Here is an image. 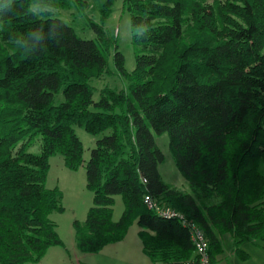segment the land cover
I'll use <instances>...</instances> for the list:
<instances>
[{
	"label": "trees",
	"instance_id": "obj_1",
	"mask_svg": "<svg viewBox=\"0 0 264 264\" xmlns=\"http://www.w3.org/2000/svg\"><path fill=\"white\" fill-rule=\"evenodd\" d=\"M54 2L0 0V264L39 262L63 245L51 218L62 193L45 185L56 153L69 169L84 164L92 192L85 219L72 222L83 253L122 240L136 220L152 262L192 259L188 229L148 209L145 194L202 228L213 264L222 234L243 259L242 243L264 247V0H124L145 48L131 71L101 26L82 38L31 9ZM111 53L126 88L103 87L95 100L90 80ZM75 126L104 133L86 160ZM164 132L189 192L158 170L154 134ZM35 136L39 153L28 150ZM116 194L124 208L114 220Z\"/></svg>",
	"mask_w": 264,
	"mask_h": 264
},
{
	"label": "rangeland",
	"instance_id": "obj_2",
	"mask_svg": "<svg viewBox=\"0 0 264 264\" xmlns=\"http://www.w3.org/2000/svg\"><path fill=\"white\" fill-rule=\"evenodd\" d=\"M110 1L112 0H55L54 4L31 5V9L39 17L47 14L63 20L82 38H97L92 28L94 24L101 26L105 31L107 43H116L117 49L124 56L125 69L131 71L135 66V55L144 51L145 48L141 44L133 42L130 21L131 12L124 5V0H113V4L110 5L111 8L108 10ZM206 2H212V0H206ZM8 49L10 51L11 47L8 46ZM113 50L111 49L110 52H114ZM90 83L94 90L93 99L95 100L98 99L99 92L103 87L117 90L126 88V81L115 70L112 53L108 57V69L99 76L92 78ZM61 99L62 96L59 93L56 96V100L59 101ZM75 131L83 147V159L86 160L96 140L104 133L92 134L80 126H75ZM154 138L164 156L163 161L158 165L162 179L180 190L189 192L188 183L177 169L173 154L169 149L167 133L154 134ZM40 142L41 138L39 136L33 137L28 150L33 153H39ZM49 164L45 185L48 188L57 187L62 193L61 203L63 209L54 211L51 214V218L56 222L59 238L63 242V248L61 249L65 251L67 257L64 264L90 262L82 258L83 252L76 248L72 226L74 219L83 221L90 206L93 205L92 192L86 186L84 164H81L76 169H69L59 153L50 156ZM123 208L124 204L121 195H114L112 211L114 220L120 217ZM138 229L139 226L136 220H133L126 233L130 245H133V239L139 241L137 237ZM224 235L231 237L229 233ZM247 243V249L244 250L251 254L249 260L228 257L224 259L222 264H264V247H257L250 241H247ZM128 246L123 249H127ZM225 246L226 250H228L227 243H225ZM146 259L148 261V258Z\"/></svg>",
	"mask_w": 264,
	"mask_h": 264
},
{
	"label": "crops",
	"instance_id": "obj_3",
	"mask_svg": "<svg viewBox=\"0 0 264 264\" xmlns=\"http://www.w3.org/2000/svg\"><path fill=\"white\" fill-rule=\"evenodd\" d=\"M137 237L139 241L133 239V245H130V241L127 239V235H125L122 240L107 244L96 253H82L83 255H81V257L90 261L84 262L83 264H131L136 262L138 264H155L143 252L139 235ZM220 241L222 251L216 256L214 264H222L224 259L228 257L239 258L241 260H249L251 258V254L244 250L247 249V242L240 245L241 250L248 254L247 258L243 259L235 251L232 236L226 237V235L222 234L220 235ZM225 243H227L229 247L228 250H226ZM62 246L63 245L51 246L39 262H29L26 264H64L67 257L65 255V251H62L61 249L63 248ZM125 246H128L127 249H123ZM146 258H148V261ZM78 264L82 263L78 262Z\"/></svg>",
	"mask_w": 264,
	"mask_h": 264
},
{
	"label": "built area",
	"instance_id": "obj_4",
	"mask_svg": "<svg viewBox=\"0 0 264 264\" xmlns=\"http://www.w3.org/2000/svg\"><path fill=\"white\" fill-rule=\"evenodd\" d=\"M143 201L146 207L158 216L166 219H177L188 229L190 240L193 244V257L184 264H213L208 252V240L202 228L193 220L187 219L177 209L156 201L150 194H145Z\"/></svg>",
	"mask_w": 264,
	"mask_h": 264
}]
</instances>
